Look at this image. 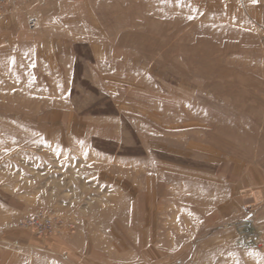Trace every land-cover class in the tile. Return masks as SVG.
<instances>
[{"label":"rangeland","instance_id":"obj_1","mask_svg":"<svg viewBox=\"0 0 264 264\" xmlns=\"http://www.w3.org/2000/svg\"><path fill=\"white\" fill-rule=\"evenodd\" d=\"M25 38L0 49V245L264 264V0H89ZM40 211L68 226L22 227Z\"/></svg>","mask_w":264,"mask_h":264},{"label":"crops","instance_id":"obj_2","mask_svg":"<svg viewBox=\"0 0 264 264\" xmlns=\"http://www.w3.org/2000/svg\"><path fill=\"white\" fill-rule=\"evenodd\" d=\"M27 7L32 9L39 19V23L48 17L57 15H73L79 8L89 7V0H28ZM89 9V8H88ZM32 29L29 27L25 15L0 16V49L13 47L14 45L26 44ZM2 241L17 243L18 247L40 248L67 260L68 264H99L86 256L73 243L64 239L39 240L29 232L18 230L6 235ZM23 257L5 245H0V264H23ZM45 264H51L45 262ZM56 264H65L64 261Z\"/></svg>","mask_w":264,"mask_h":264},{"label":"built area","instance_id":"obj_3","mask_svg":"<svg viewBox=\"0 0 264 264\" xmlns=\"http://www.w3.org/2000/svg\"><path fill=\"white\" fill-rule=\"evenodd\" d=\"M0 14L25 15L31 29L39 25L38 15L27 7V0H0ZM21 225L36 235H57L68 226L61 219L42 211L24 220Z\"/></svg>","mask_w":264,"mask_h":264},{"label":"bare ground","instance_id":"obj_4","mask_svg":"<svg viewBox=\"0 0 264 264\" xmlns=\"http://www.w3.org/2000/svg\"><path fill=\"white\" fill-rule=\"evenodd\" d=\"M186 146V145H185ZM198 146V145H197ZM203 147V146H202ZM206 147V146H205ZM201 148V147H200ZM209 148V147H208ZM211 149V148H210ZM212 149H214V148H212ZM146 211V210H145ZM160 250V249H159ZM162 251V250H161ZM166 255V254H165ZM168 255V254H167ZM163 257H164V255H163Z\"/></svg>","mask_w":264,"mask_h":264},{"label":"snow or ice","instance_id":"obj_5","mask_svg":"<svg viewBox=\"0 0 264 264\" xmlns=\"http://www.w3.org/2000/svg\"><path fill=\"white\" fill-rule=\"evenodd\" d=\"M254 2H255V0H254Z\"/></svg>","mask_w":264,"mask_h":264}]
</instances>
